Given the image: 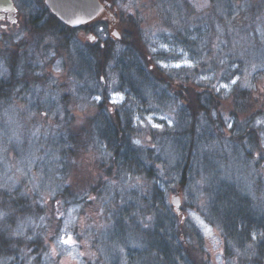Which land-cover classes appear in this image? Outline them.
Segmentation results:
<instances>
[{"label": "rangeland", "instance_id": "374dc122", "mask_svg": "<svg viewBox=\"0 0 264 264\" xmlns=\"http://www.w3.org/2000/svg\"><path fill=\"white\" fill-rule=\"evenodd\" d=\"M41 1L14 0L19 31L6 33L1 25L9 23L0 20V203L5 194L28 198L35 206L32 213H19L14 221L8 210L0 209V230L31 243L17 258L0 256V264H137L136 259L130 261V255L138 254L143 244L135 228H148L151 212L155 213L151 217L154 229L159 219L171 221L174 214L171 198L185 166L178 144L186 153L191 151L186 166L189 187L180 193L183 218L179 221L188 230L187 241L202 251L207 264L254 262L255 247L249 241L244 249L235 247L233 260H227L224 239L210 214V199L202 191L212 179L236 183L264 213V158L257 159L255 154L249 160L253 154L248 139L235 137L245 119H238V124L231 112L237 87L252 91L250 95L257 98L264 95L260 92L264 88V0H211V7L203 10L192 7L195 0H139L140 8L132 9L135 16L108 0L121 38L124 28L136 30L148 58L140 55L143 68L159 85L153 95L146 90L136 96L128 95L118 70L124 54L126 66V61L133 67L140 61L128 60L131 49L126 43L111 42L108 13L87 29L61 32L60 27L42 26ZM98 29H103V35ZM89 36H96L97 42L89 41ZM98 45L107 53L101 52L90 74L82 77L78 57ZM57 63L63 69L60 73L53 70ZM42 71V76L37 75ZM50 76H56L58 83H51ZM236 76L241 80L231 85ZM245 77L256 88L242 87ZM177 84L203 93L210 114L190 109L189 102L177 94ZM224 84L231 91L221 87ZM187 94L196 98L190 91ZM95 96L102 100L97 102ZM113 99L122 104H113ZM122 105L126 111L116 112ZM45 111L48 116L43 115ZM254 112L248 124L258 130L264 149L260 135L264 124L256 126L257 121H264L262 101ZM125 113L131 116L133 131L128 134L123 127L118 132L124 130L133 144L128 156L135 154L141 163L140 170L133 164L131 173L126 166L122 170V163L119 168L113 165L109 137L99 128L106 114L124 120ZM156 186L159 192L154 196ZM64 192L70 193L68 197ZM122 196L127 199L125 208L131 207L130 221H125L128 231H120L113 241L111 205ZM66 225V235L77 240V248L56 240L57 234L65 235L59 230ZM179 254V264H191L182 251Z\"/></svg>", "mask_w": 264, "mask_h": 264}, {"label": "trees", "instance_id": "16d2710c", "mask_svg": "<svg viewBox=\"0 0 264 264\" xmlns=\"http://www.w3.org/2000/svg\"><path fill=\"white\" fill-rule=\"evenodd\" d=\"M41 2V14L44 15H41L40 22L42 23V26L44 28L57 27L59 29L60 27L61 32L71 31L70 27H67V25L62 23L53 13H51V11L45 5L44 1ZM97 20H95L94 22H96ZM94 22L81 28L87 29L92 26ZM115 27L116 26H114V28ZM108 28L110 30V33H112L111 22H108ZM127 28L128 27L123 29V35L119 41L126 43L128 48L131 49L130 54L126 55V57L129 58L128 60H131L130 58H137L138 61H140V64L136 62L135 67H133L130 62L126 61V66L124 63V54L123 62H119L118 70L121 75V80L125 82L127 93L130 96H136L137 94H140V92L144 93V91L146 90H149L150 94L153 95L157 91L159 85H157L154 80H151L152 76H150L148 72H146V68H143V60L140 55L145 60H147L148 58L141 49L142 46L138 42L136 30H133L135 32L134 33ZM114 41L115 39L111 35V42ZM101 52L107 53L104 48L98 45L92 47L88 54L81 53L79 55V70L82 77L88 76L90 74L93 67V60H100ZM152 73H154V71H152ZM172 85H176V82L172 83ZM189 91L192 92L193 95L196 96V98L188 95L187 93ZM164 92L165 89L161 93L164 94ZM176 92L178 95H180L181 98H184L189 102L188 106L190 109L196 110L203 114H210V109L205 103L206 101L203 93H197L190 89V87H186L183 84H177ZM251 92L252 91L250 90L240 89L239 87H237L232 93V96L235 99V103L234 110L231 111L233 117L237 119L238 124V119H245L244 122H242L239 126V133H237L235 137H237L238 140L241 141L248 139L249 145L247 146L250 148V153H252L253 155L250 157H248L245 153H243L242 155L244 157H248L249 160H253L257 152L264 153V149L260 145V140L258 138V130L254 129L248 124L255 116L254 110L256 109L257 104H259L261 101L264 103V95L262 94V97L257 98V95L255 94H252L251 96ZM99 105L102 106L103 104ZM125 107L126 106L122 105L115 110L116 112H121L123 110L126 111ZM192 115L193 117H195L196 114L193 113ZM102 120H104V124ZM102 120L99 128H102L104 130H102V132L107 137H109V139L107 138V142L108 146L112 149L113 152V165L119 168V166L121 167L122 163V170H125L126 166L128 167L126 168V171L128 173H131V167L133 164L138 170H140L141 163L139 157H134L135 154L128 156L133 153L131 151L133 150V144L130 143L128 135L125 134L124 130L121 131L120 135L118 132L123 127L126 129V132L128 134L133 131V127L131 125L132 120L129 113H125L124 120L122 116H116L115 114H106V116L103 117ZM191 129L193 131V128ZM177 147L178 149L183 150L181 151V154L182 159L185 163L184 168L180 171L181 173L179 174L180 181L177 185L178 189L176 191V193L178 191H180L181 193L185 190H188L189 187V177L186 166L189 164L191 151L189 150L188 153H186L187 150L179 144ZM118 157L120 160L118 161V163H115V159H117ZM254 162V167L257 168L259 166V161L255 160ZM145 166H147L146 163ZM209 185L210 186L202 191V196H206L207 199H210V203L212 205L211 207H209L210 214L213 218V222L219 227L221 231V237L224 239L225 256L227 260H233L235 256V247L244 249L245 242L249 241L255 247L254 262H252L251 264H261V259H264V240H261L257 235V239L254 241L251 235L254 232L257 234L259 232H264V213L261 214L258 211L259 208L255 204L256 200L250 197L241 185H237L236 183L232 184L226 181H221L220 179H212ZM67 190H69V188ZM76 192L79 197L80 191L76 190ZM158 192L159 191L157 189V186L154 187V196H156ZM67 194L70 193H65L66 197H68ZM3 197V201H1L0 203V209L8 210L11 213L10 219H12V221L15 220L19 213L22 215L26 213L29 214L32 213L35 209L32 201L23 196H5L4 194ZM125 200L127 201L126 197L122 196L115 197L112 201V220L115 222V224L113 225L115 229L113 231L114 239L118 237L117 235L120 233V231H128V228H126L125 226V221H127V219L128 221H130V215L128 211L131 209V207L125 208L123 203L125 202ZM151 214L155 215L154 212H151ZM170 217L171 221L159 219L157 221L158 225L156 229H154L153 218L151 219L152 224L149 225L148 228L141 226H137L135 228L136 233L141 234L140 241L143 244V247L138 251V254L130 255V261L131 259H136L137 264H179V253L180 251H182L191 264H207L208 261L203 258L202 251L197 249L187 241L186 236L188 235V230H186L183 224L179 221V217L182 219L183 216L177 214V212L174 211V214ZM132 220H134V218H132ZM178 221L180 222L179 224H177ZM190 234L194 235L191 230ZM114 239L112 240H118V238L116 240ZM176 239L178 240V242H176ZM29 245H31L29 241L24 239L17 240L11 238L7 235L6 231L0 230V256H2L3 259H5V257H10L7 256L10 254H13L12 256L17 258L23 252V249L27 248Z\"/></svg>", "mask_w": 264, "mask_h": 264}, {"label": "snow or ice", "instance_id": "6c2138e0", "mask_svg": "<svg viewBox=\"0 0 264 264\" xmlns=\"http://www.w3.org/2000/svg\"><path fill=\"white\" fill-rule=\"evenodd\" d=\"M113 2L117 4V8L119 10H123L124 13H129L130 12L133 16H135V12H133L132 9L134 7L135 8H140L139 0H113ZM108 7L110 8L111 5H108ZM192 7L196 8L197 10H203L204 8L211 7V0H195V2L192 3ZM101 11H103V9H101ZM112 19L115 20V17H113ZM11 23L12 24H18V21L15 20V19H13L11 21ZM75 23H86V22L85 21H76ZM97 31L101 35H103V29H98ZM111 35L117 41H119L121 39V36H120V33L119 32H115L114 31V32L111 33ZM20 38L22 39L23 37H20ZM40 38L43 39V37H40ZM87 39L89 41H91L92 43H96L97 42L96 36H89V37H87ZM53 55H54V53H53ZM186 63H187V66L188 67H192L193 66L190 62H186ZM162 66L163 67H167V65H162ZM175 66L176 67H180L179 64H177ZM42 67H44L43 64H42ZM256 68H257V65L253 64L252 65V70H255ZM53 70L56 73H60V72L63 71L62 67L60 66V63L55 64L53 66ZM245 71H247V70H245ZM43 74L44 73L42 71V72L38 73L37 75H41L42 76ZM48 79L53 84L58 83V79H57L56 76H50ZM203 79L207 80L209 78L208 77H204ZM240 80H241V77L240 76H236L235 78H232L230 80V84L231 85H236L237 82L240 81ZM241 86L244 87V88H248V89H254V88H256V85L251 84L247 80V77L244 78V81L242 82ZM221 87H223L224 89H228L229 91H231V88H230V85L229 84H224ZM215 90L217 92H219L220 91V88H216ZM260 92L264 93V88H261L260 89ZM93 99L96 100L97 102H100L102 100V97L101 96H95V97H93ZM120 99H123V98L121 97ZM118 102L119 101L117 99H113L112 100V103L113 104H116ZM32 114L35 115V113H32ZM43 115L44 116H48L49 113L47 111H45L43 113ZM213 115H214V113H213ZM162 119H167V117H162ZM225 120L228 121L229 118L225 117ZM262 124H264V121H257V125L256 126H259V125H262ZM227 126H228V128H232L233 127V124L231 122H228ZM152 127L157 128V129H160L162 127V125H160V124H152ZM260 135L261 136H264V130H261ZM133 142L136 143V144H138V145L141 143V141H139V140H135ZM256 158L257 159L264 158V153L257 152L256 153ZM87 199L94 200L95 197L88 196ZM173 202L175 203L176 201H173ZM57 203H59V201H57ZM148 219L151 220V217H149ZM147 226L148 225H145V227H147ZM205 228L207 229V231L211 232V229L210 228H207V225H205ZM59 231L65 233V235H59V234L56 235V240H57L58 243L63 244V245H69L72 248H77L78 247L77 240L76 239H73V237L70 236V235H66V233H67V225L64 228L60 229ZM251 235H252V239L254 241L257 239V235L259 236V238L261 240H264V232H259L258 234L254 232ZM248 247L251 248L252 245H248ZM53 254H55V250L54 249H53ZM77 254L79 256L85 255V253H77Z\"/></svg>", "mask_w": 264, "mask_h": 264}, {"label": "water", "instance_id": "95a60500", "mask_svg": "<svg viewBox=\"0 0 264 264\" xmlns=\"http://www.w3.org/2000/svg\"><path fill=\"white\" fill-rule=\"evenodd\" d=\"M47 8L53 13L62 23L71 28H80L95 20L99 19L103 13L107 12L111 24H113L112 32H121L117 25V19L111 12V2L108 0H44ZM103 9V11H101ZM0 11L9 13V16H13L17 13V7L14 0H0ZM115 17V20L112 18ZM76 21H85L86 23H75ZM173 201H176L175 203ZM172 205L174 206L177 214L182 215V200L180 191L172 195Z\"/></svg>", "mask_w": 264, "mask_h": 264}, {"label": "flooded vegetation", "instance_id": "af4514ba", "mask_svg": "<svg viewBox=\"0 0 264 264\" xmlns=\"http://www.w3.org/2000/svg\"><path fill=\"white\" fill-rule=\"evenodd\" d=\"M17 12H19V9H17ZM107 13V12H106ZM109 16V15H108ZM15 19L18 20L17 15H13V16H9V13L4 12V11H0V20H7L9 24L7 25H1L2 28L4 29V31L6 33L10 32L11 29H15L14 31H19L21 26L20 24H12L11 21ZM113 27V24H111ZM69 27V26H67ZM71 28V27H70ZM74 30V28H71ZM79 29V28H78ZM113 30V29H112ZM111 30V32H112ZM122 103H116V105H121ZM112 111H114V108L112 109Z\"/></svg>", "mask_w": 264, "mask_h": 264}]
</instances>
